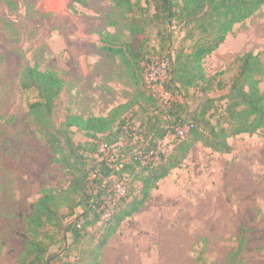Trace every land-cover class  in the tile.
Returning a JSON list of instances; mask_svg holds the SVG:
<instances>
[{
    "label": "rangeland",
    "instance_id": "rangeland-1",
    "mask_svg": "<svg viewBox=\"0 0 264 264\" xmlns=\"http://www.w3.org/2000/svg\"><path fill=\"white\" fill-rule=\"evenodd\" d=\"M149 36L150 46L160 51L157 30ZM128 38L111 0H0V264H17L28 239L27 218L41 192L66 189L71 181L29 115L37 93L22 90L21 73L37 65L65 80L58 124L71 113L108 116L136 94L130 69L111 50ZM248 52L264 62V6L234 26L206 59L207 76L222 72L220 80L229 84L236 58ZM146 81L161 95L148 71ZM261 87L264 92V78ZM223 94L215 90L208 96ZM202 95L190 89L186 101L194 106ZM74 139L88 141L78 131ZM172 139L164 141V150ZM230 144L232 152L225 155L196 145L182 168L111 238L101 264H200L204 248L207 264H226L243 237L239 264H264V129L236 136ZM63 250L58 244L52 253ZM79 250L70 261L79 259ZM50 261L61 264L57 257Z\"/></svg>",
    "mask_w": 264,
    "mask_h": 264
},
{
    "label": "trees",
    "instance_id": "trees-1",
    "mask_svg": "<svg viewBox=\"0 0 264 264\" xmlns=\"http://www.w3.org/2000/svg\"><path fill=\"white\" fill-rule=\"evenodd\" d=\"M111 1L129 35L128 41L111 50L121 55L132 73L136 84L132 99L108 116L85 118L71 113L58 124L65 80L56 71L37 65L21 73L22 90L37 93V100L29 104V115L71 181L66 189L41 192L27 218L28 239L17 264H49L52 257L61 264H101L111 238L144 208L163 180L182 168L196 145L230 154V139L264 129L260 54L238 56L229 84L220 80L222 72L208 77L205 71L206 59L234 26L262 9L264 0ZM152 29L157 30L158 52L150 46ZM108 37L113 44L118 42L114 34ZM163 58L169 63L162 85L171 97L167 105L146 81L151 60ZM190 89L203 94L194 106L186 101ZM215 90L224 94L209 97ZM76 131L88 141L77 143ZM171 137L164 150V141ZM244 240L226 264L241 262ZM58 244L60 251L64 249L61 255L52 253ZM74 249H80V255L73 262L69 258ZM204 254L205 248L200 264H207Z\"/></svg>",
    "mask_w": 264,
    "mask_h": 264
},
{
    "label": "built area",
    "instance_id": "built-area-1",
    "mask_svg": "<svg viewBox=\"0 0 264 264\" xmlns=\"http://www.w3.org/2000/svg\"><path fill=\"white\" fill-rule=\"evenodd\" d=\"M168 66H169V63L165 61L161 62L160 60L153 59L151 60L149 67H148V73H149V78L151 80V83H153L155 86L159 85L161 87V90H162L161 95H162V99L165 105H167L170 100L169 94L166 93L162 88V85L168 75ZM179 134L180 136H183L184 131H179Z\"/></svg>",
    "mask_w": 264,
    "mask_h": 264
},
{
    "label": "water",
    "instance_id": "water-1",
    "mask_svg": "<svg viewBox=\"0 0 264 264\" xmlns=\"http://www.w3.org/2000/svg\"><path fill=\"white\" fill-rule=\"evenodd\" d=\"M49 264H51V261H49Z\"/></svg>",
    "mask_w": 264,
    "mask_h": 264
},
{
    "label": "crops",
    "instance_id": "crops-1",
    "mask_svg": "<svg viewBox=\"0 0 264 264\" xmlns=\"http://www.w3.org/2000/svg\"><path fill=\"white\" fill-rule=\"evenodd\" d=\"M172 173H173V172H172ZM172 173H171V174H172ZM171 174H170V175H171ZM166 179H167V178H166Z\"/></svg>",
    "mask_w": 264,
    "mask_h": 264
}]
</instances>
